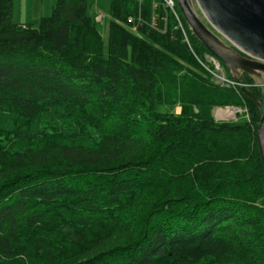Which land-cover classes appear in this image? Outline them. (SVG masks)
I'll list each match as a JSON object with an SVG mask.
<instances>
[{"label": "trees", "instance_id": "trees-1", "mask_svg": "<svg viewBox=\"0 0 264 264\" xmlns=\"http://www.w3.org/2000/svg\"><path fill=\"white\" fill-rule=\"evenodd\" d=\"M88 1L0 0V264H264L260 76L216 83L176 2L109 0L105 50Z\"/></svg>", "mask_w": 264, "mask_h": 264}, {"label": "water", "instance_id": "water-1", "mask_svg": "<svg viewBox=\"0 0 264 264\" xmlns=\"http://www.w3.org/2000/svg\"><path fill=\"white\" fill-rule=\"evenodd\" d=\"M176 3L191 33L231 74L237 70L257 76L264 74V0H176ZM194 4L229 46L206 26ZM256 140L264 165V102Z\"/></svg>", "mask_w": 264, "mask_h": 264}, {"label": "rangeland", "instance_id": "rangeland-1", "mask_svg": "<svg viewBox=\"0 0 264 264\" xmlns=\"http://www.w3.org/2000/svg\"><path fill=\"white\" fill-rule=\"evenodd\" d=\"M55 0H13V12H12V21L16 23H21L26 21L37 20L40 17L48 16L51 13L52 6ZM88 14L89 16L100 17L99 30L102 37V41L104 44V49L106 50L107 39H108V24L110 21L109 16V0H89ZM194 8L202 19V21L214 32L216 35L220 37V39L226 44L230 45V43L224 39L220 34H218L210 24L205 20L198 7L194 4ZM209 55V54H206ZM211 56V55H209ZM216 59V58H215ZM217 60V59H216ZM219 61V60H217ZM220 68L223 70L221 62L219 61ZM259 82L264 85V74L260 76ZM163 111L174 112L175 107H163L161 108ZM220 110H234L233 115L228 118L218 117V112ZM241 113V110L233 108V107H225V108H214L212 111V115L216 121L219 122H228L237 120L238 114Z\"/></svg>", "mask_w": 264, "mask_h": 264}, {"label": "built area", "instance_id": "built-area-1", "mask_svg": "<svg viewBox=\"0 0 264 264\" xmlns=\"http://www.w3.org/2000/svg\"><path fill=\"white\" fill-rule=\"evenodd\" d=\"M175 2H176V0H162L161 6L163 8H166V9L172 11L174 13V15L176 16V13L174 11ZM158 4L159 3L157 1H154L153 2V9H155L156 6H158ZM176 18L178 20L177 16H176ZM96 20L100 21V17H96ZM128 21H130V19ZM178 22H179V20H178ZM179 26L182 27L180 22H179ZM204 58H205V61L207 62V64L204 65L202 63V65L211 74L212 79L216 83H218L222 86H232V87L239 84L236 80L228 78L225 75L224 71L220 68L219 61H217L218 59L216 60L214 56L205 55Z\"/></svg>", "mask_w": 264, "mask_h": 264}, {"label": "bare ground", "instance_id": "bare-ground-1", "mask_svg": "<svg viewBox=\"0 0 264 264\" xmlns=\"http://www.w3.org/2000/svg\"><path fill=\"white\" fill-rule=\"evenodd\" d=\"M234 110H220L218 112V117L221 116V118H228V117H231L233 115V112Z\"/></svg>", "mask_w": 264, "mask_h": 264}, {"label": "crops", "instance_id": "crops-1", "mask_svg": "<svg viewBox=\"0 0 264 264\" xmlns=\"http://www.w3.org/2000/svg\"><path fill=\"white\" fill-rule=\"evenodd\" d=\"M31 21H32V20H31ZM33 21H34V20H33ZM25 22H28V21L25 20L24 22H21V23H25Z\"/></svg>", "mask_w": 264, "mask_h": 264}]
</instances>
